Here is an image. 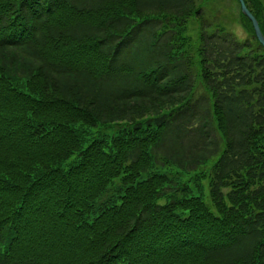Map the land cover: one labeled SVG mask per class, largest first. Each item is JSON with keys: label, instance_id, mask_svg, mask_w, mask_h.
<instances>
[{"label": "trees", "instance_id": "1", "mask_svg": "<svg viewBox=\"0 0 264 264\" xmlns=\"http://www.w3.org/2000/svg\"><path fill=\"white\" fill-rule=\"evenodd\" d=\"M205 4L0 0V264H264V48Z\"/></svg>", "mask_w": 264, "mask_h": 264}, {"label": "rangeland", "instance_id": "2", "mask_svg": "<svg viewBox=\"0 0 264 264\" xmlns=\"http://www.w3.org/2000/svg\"><path fill=\"white\" fill-rule=\"evenodd\" d=\"M261 2L264 6V0H261ZM207 9L216 13L217 19L226 30L233 32L238 38H245L247 36L248 31L246 29V23L240 17V4L238 0H206L204 9L206 13L208 12ZM194 28L195 25L192 23L190 33L195 34L193 31L195 30Z\"/></svg>", "mask_w": 264, "mask_h": 264}, {"label": "water", "instance_id": "3", "mask_svg": "<svg viewBox=\"0 0 264 264\" xmlns=\"http://www.w3.org/2000/svg\"><path fill=\"white\" fill-rule=\"evenodd\" d=\"M240 4V10L244 16L248 18V20L251 22L255 37L257 38L258 42L263 46L264 48V35L260 29L259 23L256 20V18L250 13V11L247 9L245 3L243 0H238Z\"/></svg>", "mask_w": 264, "mask_h": 264}]
</instances>
